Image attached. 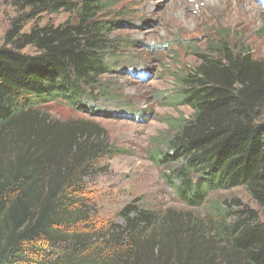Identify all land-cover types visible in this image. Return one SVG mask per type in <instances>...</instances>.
Listing matches in <instances>:
<instances>
[{
	"label": "trees",
	"instance_id": "1",
	"mask_svg": "<svg viewBox=\"0 0 264 264\" xmlns=\"http://www.w3.org/2000/svg\"><path fill=\"white\" fill-rule=\"evenodd\" d=\"M10 3L18 16L0 47V264H200L194 259L204 235L223 246L219 264H264V219L247 208L217 218L208 232L194 223L201 234H188L185 247L178 229L136 204L121 211L124 225L89 217L84 179L96 161L119 151L85 128L34 130L33 112L64 103L96 113L88 104L111 96L103 80L121 45L116 21L106 19L114 4ZM59 14L69 16L61 25L37 24ZM196 57L175 96L192 116L171 124L168 151L156 150L153 160L171 166L167 180L188 207L243 189L264 212V58L232 46L225 34Z\"/></svg>",
	"mask_w": 264,
	"mask_h": 264
},
{
	"label": "rangeland",
	"instance_id": "2",
	"mask_svg": "<svg viewBox=\"0 0 264 264\" xmlns=\"http://www.w3.org/2000/svg\"><path fill=\"white\" fill-rule=\"evenodd\" d=\"M112 2L114 9L106 19L116 21L113 37L121 45L112 73L103 80L111 96L88 104L96 113L64 103L38 106L33 112L38 120L32 124L34 130L43 125L85 128V132L102 134L101 140L119 151L96 161L89 170L84 179L85 212L101 222L124 225L121 211L136 204L164 218L168 230L178 229L182 247L187 245L188 234H201L194 228L196 222L208 232L217 218L246 208L260 212L264 219L263 210L243 189L212 193L202 206L188 207L177 199L167 180L171 166L162 167L153 160L156 150L168 151L165 141L173 135L171 124L192 116L189 107L176 102L179 76L197 65L196 54L204 52L210 40L225 34L232 46L244 47L256 59L264 58V0ZM17 16L10 0H0V47ZM68 18L66 14L44 15L37 24L58 26ZM203 240L198 248L200 260L194 262L222 263L221 243L212 236L204 235ZM177 251L172 244V258ZM187 257L183 252L182 259Z\"/></svg>",
	"mask_w": 264,
	"mask_h": 264
}]
</instances>
